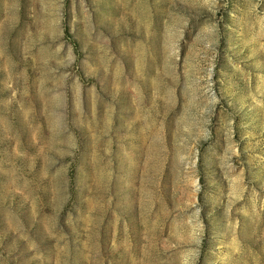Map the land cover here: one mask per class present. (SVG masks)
<instances>
[{"label": "rangeland", "instance_id": "1", "mask_svg": "<svg viewBox=\"0 0 264 264\" xmlns=\"http://www.w3.org/2000/svg\"><path fill=\"white\" fill-rule=\"evenodd\" d=\"M0 264H264V0H0Z\"/></svg>", "mask_w": 264, "mask_h": 264}]
</instances>
